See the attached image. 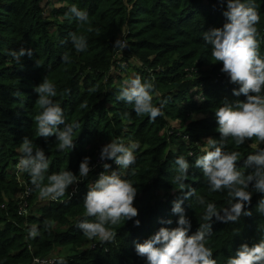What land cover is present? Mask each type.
I'll use <instances>...</instances> for the list:
<instances>
[{"label": "trees", "instance_id": "1", "mask_svg": "<svg viewBox=\"0 0 264 264\" xmlns=\"http://www.w3.org/2000/svg\"><path fill=\"white\" fill-rule=\"evenodd\" d=\"M50 1L0 0V264H15L18 259L30 263L33 257L55 258L58 245L70 247L88 241L77 224L84 218L83 201L87 185L91 183L89 176L78 183L76 193H70L71 185L59 201L49 200L45 206H40V214L32 213L27 217L21 214L20 193L24 190L19 193L12 173L23 156L20 145L24 138L28 137L34 148L45 151L49 161L47 175L63 169L71 170L80 178L79 165L83 158L96 157L95 138H119L129 129L140 147L134 151L135 164L124 178L138 189L134 200L138 216L108 225L115 233L114 241L83 245L63 260L65 264H147L145 258L136 254V244L144 242L161 227L178 226L179 215L172 212V202L183 196V192L176 189L179 185L175 187L171 182L178 167L177 156L183 155L190 164L185 181L188 188L184 191L195 188L208 202L215 203L218 210L227 204L226 190L210 192L202 170L195 166V158L202 155L199 146L193 143L187 146L181 139L180 128L169 124V119L177 114H203L202 118L190 121L185 131H203L219 139L215 109L225 98L246 99L233 94V89L239 85L231 83L221 72L222 63H213L211 46L203 39L206 31L222 27L226 22L222 14L226 3L221 5L219 0H61L55 7L46 4ZM254 3L260 15L259 50L264 56V0H254ZM73 4L88 13L89 23L81 26L70 14ZM72 32L85 36L86 51H75L70 39ZM122 32L130 52L113 57L115 41ZM21 47L32 49V55L26 53L17 63L8 53ZM65 53L70 54V63L62 62ZM129 54L143 63L135 77L154 84L153 104L161 107L163 113L154 121L146 114L137 115L133 105L116 98L122 86L114 82V77L121 76L123 62L132 65L127 59ZM206 65L209 72L200 70L198 74L194 69L189 70ZM46 75L55 85L57 95L53 100L62 107L66 122L79 125L74 129L75 148L72 150H57L55 135L47 138L36 135L34 117L40 109L34 89ZM212 78L219 81L214 83ZM202 85L204 102L186 101L188 96L191 99L189 94ZM163 101L166 103L162 104ZM177 103L182 104L177 106ZM168 139L173 143L179 140L178 148ZM255 143L253 139L239 146L234 142L227 145L226 151L240 153L237 170L245 171L247 156L264 148V143ZM189 153L193 155L189 157ZM133 169L135 174L131 175ZM23 177L31 185L28 173L23 172ZM249 191L253 196L245 211L251 210V216L242 215L238 221L228 223L213 217L207 246L217 264H226L242 244L251 246L264 236L260 230L264 229V215L256 211L264 193L255 192L252 185ZM37 195L38 192L33 191L32 197L31 192L25 197L30 208L34 207L30 202ZM182 207L191 220L189 234H192L199 228V222H203L199 218L205 208L197 205L194 209L190 199H185ZM137 219L139 226L135 224ZM45 220L53 222L55 227L45 229ZM168 220L172 223L168 224ZM32 225L38 226L40 231L34 239L28 237ZM30 244L34 247L31 250ZM59 259L53 264H58Z\"/></svg>", "mask_w": 264, "mask_h": 264}, {"label": "clouds", "instance_id": "2", "mask_svg": "<svg viewBox=\"0 0 264 264\" xmlns=\"http://www.w3.org/2000/svg\"><path fill=\"white\" fill-rule=\"evenodd\" d=\"M219 2L221 5L226 3L222 13L226 22L222 27L206 31L203 39L211 46L213 63H222L221 72L230 78L231 83L239 85L233 89V94L237 97L243 95L246 99L230 101L225 98L221 101L214 111L220 138L210 136L203 140V154L195 158V166L202 170L210 192L226 190L227 204L218 210L215 203L208 202L195 188L184 191L188 188L185 181L188 179L190 164L183 155L177 156L175 164L178 167L171 182L175 187L179 185L176 189L183 192V196L172 202V212L179 215L178 226L161 227L144 242L136 244V254L145 258L147 264H217L211 248L207 246V240L212 234L213 217L228 223L238 221L242 215L251 216V210L245 211V206L251 204L253 196L249 186L252 185L257 193H264V148H258L254 154L247 156L243 166L245 171L237 170L240 153L225 150L230 142L237 146L253 139L264 143V56L260 54V42L257 38L260 15L254 0ZM69 12L81 26L89 23L88 13L75 4L70 7ZM122 36L123 32L115 41L114 48L123 50L128 46L127 40L122 39ZM70 39L77 53L87 50V40L83 34L72 32ZM26 53L31 56L32 49L21 47L8 54L20 63L21 57ZM61 60L70 63V54L65 53ZM39 65L37 62V66ZM34 90L38 93L36 104L40 109L34 117L36 135L45 138L55 135L59 151L74 149V129L79 125L76 122H66L62 107L54 102L53 97L57 95L54 83L46 75ZM154 90L152 81H143L136 76L123 82L116 98L133 105L137 115L146 114L154 121L163 115L162 108L153 104ZM197 99L202 101L200 97ZM60 125L64 127L61 128ZM184 139L187 141L190 137L186 136ZM139 146L138 142L125 144L123 140L113 137L110 143L102 147L101 161L114 160L119 170L110 171L111 165L104 162V171L99 174L98 179L87 185L88 191L83 201L84 218L77 227L88 239L98 240L102 244L112 242L115 233L108 225H117L122 218L127 221L138 216V209L134 206L138 189L129 179L124 178L122 170L135 164L134 151ZM20 151L23 156L16 167L18 171L28 173L32 186L29 191L38 192L41 200L59 201L71 185L86 180L91 171L90 157L86 156L79 165L81 179L71 170L63 169L47 175L49 161L42 148H34L32 141L25 137ZM188 155L190 157L193 154ZM130 174L134 175L135 170ZM185 199L191 200V207L194 209L197 205L205 208L199 218L203 222H199V228L192 234H189L191 220L182 207ZM256 211L264 215V198L259 200ZM90 217L94 219L90 220ZM167 223L171 224L172 221L168 220ZM135 224L139 226L140 221L135 220ZM43 227L51 230L55 225L45 220ZM260 230L264 232V229ZM39 234L36 225L28 229L29 238L34 239ZM58 264L65 262L61 258ZM226 264H264V236L251 246L242 244L236 254L227 259Z\"/></svg>", "mask_w": 264, "mask_h": 264}, {"label": "rangeland", "instance_id": "3", "mask_svg": "<svg viewBox=\"0 0 264 264\" xmlns=\"http://www.w3.org/2000/svg\"><path fill=\"white\" fill-rule=\"evenodd\" d=\"M55 2H54V6L56 7V6H59L60 4H59V2H61V0H54ZM121 36V35H120ZM122 39H126L124 36H122L121 37ZM127 40V39H126ZM128 52H130V50H129V48H128V46L127 47H125L123 50L122 49H119V48H114V52H113V57H115V56H119V55H122V56H125V54H128ZM127 59L129 60V62H130V64H132V65H127V62H123V64L125 65L124 67H122L121 68V70L119 71L120 73H121V76L120 75H117V76H115L114 77V82L116 83L117 82V84H119L120 86H122L123 85V82L125 81V80H127V79H131V78H134L135 77V74L137 73V69H139L140 67H142L143 66V63H141L142 61H140L138 58H135L134 56H130V54H129V57H127ZM136 67V68H135ZM129 68H132V69H129ZM195 70V71H207V72H209L210 70H209V65H206V66H203V67H201V68H199V67H196V68H193V67H191L189 70ZM201 73H203V72H201ZM198 74H199V72H198ZM120 76V77H119ZM218 76H221V74H219ZM118 78H121V79H119L118 80ZM219 78H212V82H217V80H218ZM219 81V80H218ZM200 83H204L203 81H201ZM204 85H202L201 87H200V89H198V88H195L194 90H193V92L191 93V94H189V95H191L190 97H191V99H189V96L187 97V99H186V101L187 100H192V102H196L197 104H200V103H202V102H204ZM197 97H200L201 99H202V101L201 100H199V99H197ZM178 105L177 106H180L182 103H177ZM204 115L203 114H198V113H190V114H188V115H183V114H177V117H173V118H170L169 120V124L171 125V126H175V127H177V128H180V130H181V132L183 133V135L181 136V139L183 140V141H185V144L188 146V145H190L191 143H193V146H199V152L201 153V154H203L202 153V151H201V149L204 147V139L205 138H207V137H214V135H210V134H207V133H205V132H196V133H191V132H186L185 131V127L187 126V124L190 122V121H192V120H194V119H199V118H202ZM183 125V127H180V125ZM130 135H133L134 136V134L131 132V129H129L128 130V132H126V133H123V135H121L118 139H121V140H123L124 141V143L125 144H128L129 142H138L139 143V145H140V142L135 138V136L133 137V136H130ZM186 136H188V137H190V139H188L187 141L184 139V137H186ZM112 138L113 137H111V138H105L104 136H99V137H96L95 138V140H94V143H95V145H96V153L97 154H99L100 155V153H101V150H102V147L105 145V144H107V143H110L111 142V140H112ZM114 138H116V137H114ZM215 138V137H214ZM168 141H169V143L170 144H172L173 146H174V148H178V142H179V140H178V142L177 143H173L171 140H169L168 139ZM255 144H257V145H260V141H258V140H255ZM140 147V146H139ZM113 161L114 160H107V161H105V162H107V163H109L110 165H111V168L113 167V165H114V163H113ZM95 162H96V158L95 159H92V160H90V167H93L94 166V164H95ZM94 169H95V167H93V170H91L90 171V174H89V178L91 179V182H94L96 179H98V177H99V175H97V176H95V171H94ZM128 170V169H127ZM127 170H123L124 172H125V174L124 175H126V173H127ZM15 177H16V182L18 183L17 184V186H18V191H19V193H20V190H24V192H25V190L28 188V190L31 188L30 186V184H28V182H27V180L25 179V177H23V172H20V171H18V169H17V167H16V170L12 173ZM17 175V176H16ZM78 179H81V178H78ZM80 182H82V181H80ZM79 182V183H80ZM79 184L78 185H76V184H73L72 185V188H71V190H70V193L71 194H74V193H76L78 190H79ZM24 192H22V193H20V196H21V199H22V196L24 195ZM30 192H31V197H32V194H33V191H29V194H30ZM28 194V195H29ZM17 195V194H16ZM15 195V196H16ZM28 195H24L25 197H28ZM31 200V199H30ZM26 201V200H25ZM48 201L49 200H41L40 198H39V196L37 195V197L36 198H34L33 200H32V202H30V203H33V205H34V207L33 208H30L31 207V205H28V202H27V211H28V215L30 216L32 213L33 214H40V210H39V207L40 206H45L46 205V203H48ZM41 210H42V207L40 208ZM27 214H25V216L27 217L28 216ZM86 240H88V241H83L82 243H80V244H76V245H70V247H68V246H60V245H58L57 246V248L55 249V253H56V257L55 258H52V257H49V258H43V259H46V260H48V259H53V260H55L56 261V259H58V258H65L66 256H68V255H70L71 253H72V251L74 250V251H79L81 248H83L84 246L83 245H85V246H88V245H90V244H92V243H95V242H98V240H95V239H93V240H90V239H86ZM32 248H34L33 247V245L32 244H30L29 245V250H31ZM35 258H41V257H33L32 259H31V261H30V263L28 262V263H26V261H24V260H20V259H18L17 261H16V263L15 264H35L34 262V260H35ZM42 259V258H41ZM54 262H50V264H53Z\"/></svg>", "mask_w": 264, "mask_h": 264}, {"label": "built area", "instance_id": "4", "mask_svg": "<svg viewBox=\"0 0 264 264\" xmlns=\"http://www.w3.org/2000/svg\"><path fill=\"white\" fill-rule=\"evenodd\" d=\"M96 162L94 164L93 167H95L94 171H95V176L99 175L102 171H104L103 167H102V164L105 162V161H101L100 159V155L99 154H96ZM94 158V159H95ZM114 165L113 167L110 169L111 170H119V166L115 163V161H113ZM93 167H91V170H93ZM122 172L125 174V172L122 170ZM79 183V182H78ZM78 183H76V185H78ZM29 194V190L28 188L25 190L24 192V195H28ZM22 196V199H23V206H21V212H23V214H27L28 215V211H27V202L24 200L25 199V196ZM22 202V201H21ZM35 264H48V263H52V262H55V260H51V259H41V258H35L34 260Z\"/></svg>", "mask_w": 264, "mask_h": 264}, {"label": "crops", "instance_id": "5", "mask_svg": "<svg viewBox=\"0 0 264 264\" xmlns=\"http://www.w3.org/2000/svg\"><path fill=\"white\" fill-rule=\"evenodd\" d=\"M47 1H48V0H47ZM54 2H55L54 0H51L50 2H48V3H46V4H47V5H48V4L54 5Z\"/></svg>", "mask_w": 264, "mask_h": 264}]
</instances>
